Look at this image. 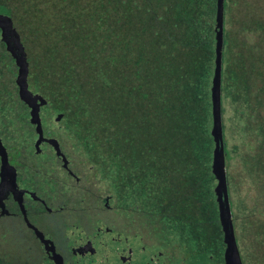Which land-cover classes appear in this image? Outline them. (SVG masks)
<instances>
[{
	"label": "trees",
	"instance_id": "trees-1",
	"mask_svg": "<svg viewBox=\"0 0 264 264\" xmlns=\"http://www.w3.org/2000/svg\"><path fill=\"white\" fill-rule=\"evenodd\" d=\"M229 3L223 4L220 98L222 103L229 96L231 80L244 89L235 97L242 105L250 61L241 49L229 50L234 15ZM216 15L217 0H0V79L5 69L13 78L22 75L5 47L16 21L29 63V90L47 99L39 106L35 95V105L63 112L76 134L98 139L119 168L128 159L129 168L146 178L139 185L149 187L147 193L166 195L159 218L194 228L209 264L222 262L225 249L214 193L218 180L210 167ZM229 52L236 53L237 70L226 63ZM8 91L0 94V106L27 105L35 113ZM60 96L70 99L62 112ZM87 117L96 120L86 125ZM16 121L9 117L7 125L16 130ZM23 140L22 146L32 142Z\"/></svg>",
	"mask_w": 264,
	"mask_h": 264
},
{
	"label": "flooded vegetation",
	"instance_id": "flooded-vegetation-1",
	"mask_svg": "<svg viewBox=\"0 0 264 264\" xmlns=\"http://www.w3.org/2000/svg\"><path fill=\"white\" fill-rule=\"evenodd\" d=\"M15 69L19 73L20 69L16 67ZM17 77H15L14 80H17ZM15 88H17V86H15ZM0 94L8 95L9 91L8 89H4V91H0ZM15 94L19 96L18 91H16ZM35 95L37 96L36 98L41 97L42 99L38 100L37 105H45L47 102L45 96L38 92H33V90H29L27 93L28 104L33 106L35 113H32V109L27 105L24 106V108L0 106V138L5 139L6 137L7 139V133L4 128L7 126L8 118L10 117L15 121L17 120L16 123L18 127L16 130L13 129V141L21 146L22 152L27 154L29 160L33 159L37 162L35 171L27 167L24 172H22L21 169L10 172L9 175L6 176V181L0 179L1 186L5 183L2 188L5 194L9 191V188L11 189L10 185L15 182L17 188H20L19 193L22 199L24 200L25 192L29 193L31 198V208L29 209L24 208V206L28 204L26 201L29 199H27L24 200L25 204L18 203L15 205L16 207L10 205L9 212L1 211L0 245H5V248H8V245H13V243L15 245H20V243L23 245V239L14 238L15 226L19 225V221L24 218L20 210V207H22L28 211L27 214L29 216L32 217V215L35 214V223L42 222L38 227L35 225V238L37 237L40 239L41 232L49 241L46 248L44 245H41L43 244L41 239L40 242L35 241V264H114L112 260L114 252L110 250L109 243H118L119 245L120 242L123 241V244H126L127 240H131L132 243L136 245L137 250L129 251L128 254L124 251L116 252L119 254L117 258L124 259L123 264H136L138 259L137 254L141 250L147 255L145 260L149 264H194L195 261H198L200 252L197 248L198 236L194 234V228L187 229L188 226L184 227L183 224L179 226L177 219L170 223V217L165 221L159 218L161 214H158L157 209L160 205H164V196L166 195L161 192L147 193L149 187H142L139 185L142 182H146V178L135 170L134 176H131L124 172L122 168H119V164L116 162L114 170L106 169L105 165L108 166L109 162L106 157L115 160V156L105 153V146L99 145L97 142L98 139L90 142L87 148L86 146L83 147L84 144L80 141V138L78 137V140L73 135L78 134L77 130L70 127V124L66 122V118L62 114V111L67 110L65 108L68 107L67 104L70 101L68 97L60 96L58 103H63V107L58 109V111L62 112L59 114L55 109L51 108L50 105L47 107L36 106ZM33 99L34 101L32 104L30 102ZM18 109L22 112H19ZM56 113L58 114L56 115ZM2 129L4 131L1 132ZM23 139H29L32 142L26 141V145L22 146L24 142ZM66 139L70 141V144L67 143L68 140ZM67 145L71 147L70 151H73V155H69V149L65 147ZM55 146H61V155L54 152ZM100 146L102 148L101 153L98 152ZM15 151L16 149L11 150V154L8 153V156L14 154ZM19 151L21 152L20 149ZM81 152L84 159L80 157ZM87 152L94 158L95 167L87 160ZM63 154L66 155L65 158L62 157ZM75 154L78 155L77 158L75 157L73 160H67L68 157L70 159V157L72 158ZM9 163L15 165L17 168L23 167L20 165V162H18L17 165L13 161ZM50 165H53V167L51 168ZM64 165L71 166L75 174H83L84 177L89 180L88 186L90 188L86 190L85 193L86 195L90 193L92 199L96 200L92 202V204L96 207H101L103 210H111L120 217L122 216L130 225L129 230L131 229L130 231L132 234L121 237L116 235L117 232H115L112 225H109V222L107 223L105 219L100 218L94 213L95 211L89 212L88 208H85L88 210L83 211L86 214L84 216L88 218L85 227H80V231L72 229V226L66 222L67 214L65 213H71L76 210L67 211L69 208L66 204L62 205L61 203L63 202L55 204L53 199V197L57 195L55 185H58V189L60 188V190H63V193L71 195V198L76 196L74 179L70 178L68 173L62 172V170L61 172H59V169L54 170L55 166L64 169ZM87 167H89L90 173H87ZM88 174L91 175V178L88 177ZM49 177H53L54 181L49 182ZM10 178L15 179V181H12V184L9 182L11 181ZM163 180L166 181V179H162L163 183L165 182ZM153 181L159 182L156 178H151L149 180L150 183ZM118 188L119 191L117 190ZM7 198L11 199L10 196H7ZM0 199H2V195ZM45 201L48 202L46 203ZM125 209L132 212L125 214ZM53 218H57L55 222ZM185 221L188 223L190 222L188 219H185ZM141 222L146 226V235L142 233V229L144 230V228L138 226L141 225ZM181 222H183V220H181ZM57 239L61 241L65 240V243L63 246L59 244L54 250V255H52L53 250L48 249V246L52 240V242H56ZM91 247H96L97 257L92 258L89 256ZM185 255H188L190 258L184 263V261L180 260V257ZM8 256L9 254L5 253H3V256L0 255V264H19L17 258L10 259ZM21 261L24 263L22 259ZM116 264H120L119 259Z\"/></svg>",
	"mask_w": 264,
	"mask_h": 264
},
{
	"label": "rangeland",
	"instance_id": "rangeland-1",
	"mask_svg": "<svg viewBox=\"0 0 264 264\" xmlns=\"http://www.w3.org/2000/svg\"><path fill=\"white\" fill-rule=\"evenodd\" d=\"M233 2H235V4ZM229 4L231 6V12L234 13L231 19L232 23L228 26L227 38L230 45L229 50L232 49L234 52H237L241 49L245 55H248V61L251 63L248 62L250 65V72L247 76L248 85L245 90V92L248 93L247 100L240 105L239 99L235 97L240 95L239 93L243 92L244 89L238 84L235 85L233 81L230 80L227 83L229 90L227 92L229 96H226V98L224 96L221 103L223 143L227 167V187L229 188L228 198L230 200V208L233 214L235 240L242 264H264V0H230ZM17 18L18 17L16 15V21L19 20V18ZM16 21L14 22L15 26L9 28L7 31L9 32V35L6 37L5 47L10 52L9 56L13 58V66L22 71V77L14 80L13 76H10L8 70L5 69L3 77L0 79V83L3 84L4 89H10V91H13V94L18 91L19 99L22 102L28 103L27 93L30 87V77H28L29 63L27 62V56L24 53L25 48H22L23 46L21 44L20 34L18 33L21 28H19ZM235 54L232 55L229 52V61L226 59V63L228 62V66H230L233 70L238 69L237 61L234 60L236 57ZM258 65L260 71L258 69ZM231 75L232 71L230 72V78ZM15 86H17V88H15ZM17 107H19V105ZM73 117L74 119H77L79 114L76 113ZM94 120L96 119L89 117L86 119L85 124L90 125L94 122ZM5 128L4 130L7 133V139L6 137L5 139L0 138V174L2 175H0V179H7L6 176L9 175L10 172H15L19 169L24 172L27 167L35 171L37 162L33 159L29 160L27 154L22 152V149L20 148L21 146L13 141V129L9 125ZM4 130L2 129L1 132ZM73 135L76 139H78V137L80 138V141L84 144L83 147L86 146L87 148V145H89L90 142H93V140L86 139L83 136ZM67 143L70 144V141L68 140ZM109 146H111V144ZM65 147L69 149V155L74 154L73 151H70L71 147H69V145ZM60 148L61 146H55L54 152L61 155L62 153H60ZM13 149H16L17 152L15 151L14 154L8 156V153L11 154V150ZM101 150L102 148L100 146L98 152L101 153ZM82 152L80 157L84 159ZM65 156L66 155L63 154L62 157L65 158ZM77 156L78 155L75 154V156L72 158L70 157V159L68 157L67 160H73L75 157L77 158ZM146 158L149 159V155H147ZM93 159L92 155L87 152V160L93 164V167H95ZM106 159H108L109 162L108 166L105 165V168L108 170H114L116 166L115 160L110 157H106ZM10 161H13L16 165L20 162V165L23 167L17 168L15 165H11L9 163ZM122 164V170L129 175L134 176V169L129 168L130 161L127 159ZM175 164V162L172 163V165ZM50 166L51 168L53 167V165ZM210 167L212 174L216 179L215 171L213 170V159ZM57 169L60 170L59 172L62 170V172L64 171L66 174L68 173L70 178L74 179L76 196L71 198V195L63 193V190H60V188L58 189L59 186L55 185L57 195L53 197L55 204L61 202H63L61 203L62 205L66 204L69 208L67 211L76 210L71 213H65L67 214L66 222L72 226L73 230L76 229L80 231V227H85L87 222L86 220H88V218L84 216L86 214L83 211L89 209V212L95 211L94 213L100 218L105 219L107 223L109 222V225H112L115 232H117L116 235L121 237L132 234L130 231L131 229L129 230L130 225L122 216L120 217L111 210H103L101 207L99 208L98 206L96 207L92 204V202H95L96 200L92 199L90 193L86 195L85 191L90 187L88 186L89 180L84 177L83 174H75L69 165H66L64 169L55 166L54 170ZM87 169V173H90L89 167H87ZM90 169L94 170L92 168ZM88 177L91 178V175L88 174ZM10 179L11 181L9 182L12 184V181H15V179ZM49 180V182H53L54 178L49 177ZM4 185L5 183L2 186L0 185V197L2 195V199H0V213L1 211L9 212L10 205L15 206L18 203L22 204L24 203V200L27 199H29L26 201L28 204H26L24 208H31V198L29 193H24L23 200L19 193L20 188H17L15 182L10 185L11 189L9 188V191L6 194L2 190ZM216 189L217 187L215 188L214 193L216 195V200L218 201ZM117 190L119 191V188ZM7 196H10L11 199H8ZM45 202L47 203L48 201ZM217 204L219 205L218 202ZM24 208L20 207L24 218L19 221V225H16L14 230V238L23 239V245L21 243L20 245H15L13 243L11 246L8 245V248H5V245H0V255L3 256V253L9 254L8 258H17L19 260V264H35V241L40 242L42 240L41 242H43V244L41 245H44L45 248L49 241L41 232V240L37 237L35 238V225L38 227V225L42 222L39 221L40 223H35V214L32 215V218L27 214L28 211ZM131 212L132 211L125 209V214H129ZM56 219L57 218H53V221L55 222ZM140 224L141 225L138 226L144 228V230L142 229V233L146 235V226L142 222ZM52 241L48 246V249L53 250L52 255H54L55 248L58 247L59 244L63 246L65 240L61 241L60 239H57L56 242ZM109 248L114 252V257L112 259L114 264H116L118 259L120 260V264H123L124 260L123 258H117V255L119 256V254L116 252L124 251L128 254L129 251L137 250L136 245L132 243L131 240H127L126 244H123V241H121L119 245L118 243H109ZM197 248L200 252V257H198L199 260L195 261L194 264H209L208 257L204 252L205 244H197ZM225 249L223 252L222 262L220 261L216 264H226V259L224 257ZM70 254L68 255L71 256ZM89 256L92 258L97 257L96 247H91L89 250ZM137 257L138 259L136 264H149L145 260L147 255L144 254V251L141 250L137 254ZM189 258L190 257L188 255H185L180 257V260L185 263V261ZM21 259L24 263H22Z\"/></svg>",
	"mask_w": 264,
	"mask_h": 264
},
{
	"label": "water",
	"instance_id": "water-1",
	"mask_svg": "<svg viewBox=\"0 0 264 264\" xmlns=\"http://www.w3.org/2000/svg\"><path fill=\"white\" fill-rule=\"evenodd\" d=\"M224 0H217L216 15V70L213 95L214 124L211 136L214 141L213 151V170L215 171L218 187L216 193L218 195V212L219 221L223 233V241L226 249L224 257L226 264H242L238 247L235 240L233 216L230 209V203L227 192V167L225 161V151L223 143V131L221 121V61H222V45H223V28L222 21L224 17Z\"/></svg>",
	"mask_w": 264,
	"mask_h": 264
}]
</instances>
